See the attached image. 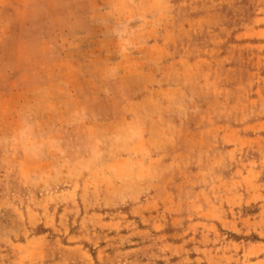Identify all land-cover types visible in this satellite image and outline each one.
<instances>
[{"label":"rangeland","instance_id":"rangeland-1","mask_svg":"<svg viewBox=\"0 0 264 264\" xmlns=\"http://www.w3.org/2000/svg\"><path fill=\"white\" fill-rule=\"evenodd\" d=\"M6 1L0 264H264V0Z\"/></svg>","mask_w":264,"mask_h":264},{"label":"crops","instance_id":"crops-1","mask_svg":"<svg viewBox=\"0 0 264 264\" xmlns=\"http://www.w3.org/2000/svg\"><path fill=\"white\" fill-rule=\"evenodd\" d=\"M7 3L9 2H7L6 0H0V7L4 8L3 6ZM16 22H18V20L15 19L14 15L11 12L6 16L0 15V40L5 39L6 37H16L19 26L12 27V25ZM4 24L6 25L4 26ZM11 55L13 56V58L10 57ZM17 57L18 50L16 48L6 49L0 47V76L9 72H13L16 69L18 59ZM127 157L131 158L133 156L126 155L119 158L118 160L125 161Z\"/></svg>","mask_w":264,"mask_h":264}]
</instances>
